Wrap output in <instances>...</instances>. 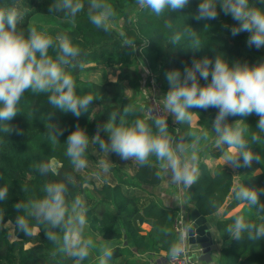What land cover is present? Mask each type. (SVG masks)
<instances>
[{
    "label": "trees",
    "instance_id": "trees-1",
    "mask_svg": "<svg viewBox=\"0 0 264 264\" xmlns=\"http://www.w3.org/2000/svg\"><path fill=\"white\" fill-rule=\"evenodd\" d=\"M115 10L114 21L122 13L134 8L136 0H108ZM53 0H0V7H19L26 10L24 20L18 25V30L27 35L29 26H35L39 31L55 36L60 32L67 33L74 45L82 49L81 60L84 71L111 70L110 74L118 72L114 81L106 77H82L78 65L69 69L76 81L77 94H92L95 99L88 112L76 118L70 112L64 113L54 109L48 103L47 94L25 92L18 104V114L9 123L23 130V134H10L8 137L0 133L3 142L0 143V187L9 190L6 201L0 202V220L8 222L17 215L13 205L42 196V187L48 182H65L72 195L82 196L86 188H91L96 200L88 208V227L85 235L93 240L90 255L81 264H99V258L104 248L112 250V256L107 264H163L170 259V248L177 245V235L174 230L179 220V209L165 208L152 201L148 196L150 190L160 186L164 180V170L160 168L155 157H150V163L139 166L135 161H128L130 173L119 167H112L114 177L111 181L98 185L94 178L86 172L77 171L70 165L64 155L67 135L75 130L78 124L89 136L86 152L88 165L91 166L97 155L102 154L99 145L92 142L97 128L100 138L107 140L103 125L111 113L118 114L117 119H124L131 124L136 119H146L143 103L137 101L139 76L136 70L137 57L145 65L164 98L169 85L165 73L174 69L183 71L185 64L191 65L193 58L200 60L205 57L214 60L217 55L230 64L239 61L249 65L262 59V52L254 47L246 46L247 33L233 37L230 33L235 21L230 16L218 12L217 19L197 21L199 0H189V4L177 12L165 11L157 17L149 10L139 6L133 11L131 24L120 29L111 27L108 32L97 29L87 17V0L85 9L76 18L74 24L69 23L63 13L49 14L48 6ZM251 4L264 8L256 0ZM172 27L168 28L167 25ZM207 25V27H206ZM188 27L199 34L203 47L193 51L186 37L173 44V33L182 32ZM125 37L133 38L136 47L123 45ZM50 55L54 53L50 50ZM204 85L205 81L200 80ZM163 109L162 100L159 101ZM129 111L125 114L124 109ZM197 113L198 123H205L207 136L200 135L196 144L190 147L198 155V172L196 180L183 191V201L197 209L200 215L209 218L215 214L230 194L233 186V173L228 167L220 164L210 166L207 161L221 159L227 149L226 145L217 144L214 132V120L217 110L207 111L192 109ZM165 114V111L163 109ZM51 120L58 123L66 131L59 137V143H51L43 134ZM165 116V115H164ZM166 117V116H165ZM167 118L168 131L175 143L187 146L192 128L186 123H178ZM240 121L246 127L244 133L249 149L260 157L255 162L257 173H245L248 168L241 167L237 171V180L244 187L257 191L259 203L253 207L252 214L240 211L235 215L227 214L241 204L247 203L236 199L232 191V200L225 207L220 219L215 220V227L220 239L226 242V247L219 250L216 264H264V236L256 237L257 230L264 227V133L256 127L258 117H228L231 125ZM151 123V120L148 121ZM260 136L259 142L251 140L252 134ZM116 156L115 154H111ZM56 161L58 167L53 171L49 163ZM47 163L49 174L42 175L36 165ZM242 163V160H241ZM71 176V182L65 180ZM27 187L28 191H22ZM96 212V217L94 216ZM254 214H257L256 216ZM237 217H242L248 227L237 239L227 229L233 225ZM33 223L32 234L25 236L14 230L13 240L9 239L6 229H0V264H74V260L66 254L58 253L56 245L48 241L42 227ZM149 226L144 231L141 225ZM12 225V224H11ZM36 229L37 232L33 230ZM96 237L99 240H94ZM126 242V245H124ZM164 253V256H161Z\"/></svg>",
    "mask_w": 264,
    "mask_h": 264
},
{
    "label": "clouds",
    "instance_id": "clouds-1",
    "mask_svg": "<svg viewBox=\"0 0 264 264\" xmlns=\"http://www.w3.org/2000/svg\"><path fill=\"white\" fill-rule=\"evenodd\" d=\"M264 5V0H256ZM141 9L149 10L159 17L165 11L177 12L184 9L189 0H136ZM230 16L236 23L231 26L233 37L247 33L245 41L249 48L256 50L264 48V8L251 4L250 0H199L197 21L217 19L219 12ZM85 9V0H53L48 6L49 14L63 13L64 18L74 24L78 14ZM26 10L19 7H0V133L8 137L10 134H23V130L10 124L18 114V104L24 93L31 91L37 94H47L48 103L56 110L71 113L79 118L88 112L95 97L92 94H77L76 81L69 69L77 65L84 67L82 49L72 43L71 37L60 32L54 37L47 32L39 31L35 26H29L27 35L18 30V25L24 20ZM115 10L108 0H87V17L97 29L108 32L115 18ZM168 28L172 25L168 24ZM207 27V25H206ZM186 37L193 51H199L203 43L198 33L185 27L182 32L173 33V44ZM123 45L135 48V40L125 37ZM50 50L54 55H50ZM169 88L162 105L165 112L174 116L178 123L189 126L197 118L198 109L217 110L214 120V132L217 144L227 146L223 159L235 169L251 167L253 161L259 162L260 157L248 147L244 133L246 127L241 122H227L228 117H258L256 124L259 132L264 133V60L249 65L248 62L226 61L222 55L214 60L205 57L192 59L191 65L185 64L183 71L174 69L165 73ZM205 84L201 85L200 80ZM128 108L124 109L126 114ZM43 133L53 143H59V137L65 128L51 120ZM116 112L103 125L107 140L101 139L97 133L91 140L99 145L106 158H100L92 173L95 178L106 183L112 168L109 154L117 155L123 161H135L141 167L149 165L150 157L154 156L160 168L170 174L173 183L190 186L196 180L198 172V155L193 151L187 154V146L175 143L169 134L167 118L163 115L153 116L148 110L146 119H136L131 124L124 119H117ZM149 119L151 123H149ZM207 136V133H204ZM200 139L199 136L196 137ZM260 136L252 134L251 140L259 142ZM89 136L77 124L75 130L67 135L64 155L73 169L82 171L88 168L86 152ZM3 140L0 138V143ZM242 160V163H241ZM42 175L49 174L47 163L36 165ZM71 176L65 180L72 181ZM27 192L28 188L23 187ZM264 193V189L260 190ZM233 192L236 199L246 201L251 206L259 203L257 191L250 190L237 183ZM9 190L0 187V202L6 201ZM42 196L18 201L13 205L17 215L8 221L15 231L25 236L32 234L33 221L42 227L48 241L56 245L57 252L66 254L81 264L90 255L93 240L85 235L88 227L86 202L79 195H72L68 183L48 182L42 187ZM264 211V205L260 206ZM248 227L242 217H237L233 225L227 229L237 239ZM187 232H185V237ZM264 236V227L257 230L256 237ZM173 259L180 257L181 247L173 245L170 250ZM112 256L110 248H104L99 258V264H107Z\"/></svg>",
    "mask_w": 264,
    "mask_h": 264
},
{
    "label": "rangeland",
    "instance_id": "rangeland-1",
    "mask_svg": "<svg viewBox=\"0 0 264 264\" xmlns=\"http://www.w3.org/2000/svg\"><path fill=\"white\" fill-rule=\"evenodd\" d=\"M138 8V5H134V8L130 11H128L127 13H122L120 14V16L117 18L116 21H113L112 23V26L113 28H116V29H120L122 27H126V26H129L131 24V21H132V17H133V11L135 9ZM261 52H262V59L261 60H264V48L261 49ZM143 66L144 65V62L139 58L137 57V63H136V70H137V74L139 76V80H138V92H139V95L137 97V101L139 103H143V111L144 112H147L148 114V110L150 109L151 112L153 111L150 107V103H149V98H150V89L146 90V85L149 86L150 88V84H149V76H147V74H145V71L143 70ZM78 71L80 72L81 76L82 77H86L87 78H95V77H106L108 80L110 81H114L115 78H116V75H117V71L114 72L113 74H110L111 73V70H93L92 72L89 71V72H85L84 71V68H78ZM156 95H157V101L158 103L160 104V100L163 101V96L160 92V90L158 89L156 91ZM166 117H169L171 118L172 120H175L174 116H172L171 114L165 112L164 114ZM163 115V116H164ZM190 127L192 128V133L190 135V139H189V142L187 144V154L190 155L192 153V151L190 150L193 145L196 144V141H198L196 139L197 136H200V135H204V133H208L205 132L206 130V127H205V123H198V118L194 119L192 124L190 125ZM106 158V154L102 153L100 155H97L93 164L91 166H88L87 169L85 170H82L83 172H86L88 175H90L91 177L94 178L95 182L100 185L102 182L97 180L95 178V176L92 175V173L95 171V168H96V164L98 162V160L100 158ZM108 159L113 163L112 164V167H119L122 171H125L126 173H130V167L128 166L127 162L128 161H123L121 160L119 157H116V156H112L111 154L108 155ZM224 167H229L230 169L232 170H235V168H233L231 165H228L224 162V159L221 158L218 160ZM215 162H210L208 161V165L210 166H213ZM49 166L50 168L55 171L58 167V164L56 163V161L52 160L50 161L49 163ZM114 177V172L113 171H110V174H109V177H108V181H111V179ZM81 198L86 202V206H87V209L88 208H91L95 202V200L97 199L95 194L93 193V191L91 190V188H86L84 190V193L82 194ZM93 217H96V212H94V216ZM0 229H6L7 230V233L9 235V239L10 240H13L14 237H13V232H12V225L8 222H2L0 220ZM34 232H37L36 229L33 230ZM94 240H99L98 237H96Z\"/></svg>",
    "mask_w": 264,
    "mask_h": 264
},
{
    "label": "crops",
    "instance_id": "crops-1",
    "mask_svg": "<svg viewBox=\"0 0 264 264\" xmlns=\"http://www.w3.org/2000/svg\"><path fill=\"white\" fill-rule=\"evenodd\" d=\"M210 162H213V161H210ZM207 164H208V161H207ZM216 164H221V163L217 160V161H215L213 166H215ZM247 168H248V170L245 173H257V171H258L255 168V162L254 161H253L251 167H247ZM234 172L237 173L236 170H234ZM185 187L186 186H181L179 184L171 182L170 174L164 171V180H163L162 184L160 186L150 190V195L148 197L152 201H154L155 203L159 204L162 207L179 209V217L185 220L186 216L189 215L190 211L192 209H194L192 206L187 205L183 201V191H184ZM240 211L244 212L245 214H252L253 207L251 205H249L248 203L241 204V205L237 206L236 208H234L232 211H230L226 217H230L232 215H235L236 213H238ZM254 215L256 216L257 214H254ZM207 220L212 227V236L214 237L215 235H218V232H217L216 227H215V220H211L210 218H207ZM141 228L144 231L149 230V226L146 224L141 225ZM224 247H226V242H223L221 239H220V242L218 244L212 246V248L214 249L213 251H211V257H212L213 264H216V260H217L219 250L223 249ZM161 256H164V253H161ZM162 263L168 264V263H164V262H162ZM197 264H199V263H197Z\"/></svg>",
    "mask_w": 264,
    "mask_h": 264
},
{
    "label": "water",
    "instance_id": "water-1",
    "mask_svg": "<svg viewBox=\"0 0 264 264\" xmlns=\"http://www.w3.org/2000/svg\"><path fill=\"white\" fill-rule=\"evenodd\" d=\"M237 183L240 182L237 180V173L234 172L233 186L230 194L220 209L209 217L211 220H218L221 218L223 210L232 200V191ZM185 232H187V250L191 262L193 264H213L211 251L214 249L212 246L220 242V237L219 235L212 236V227L207 217L200 215L197 209H192L188 216ZM124 245H126V242H124Z\"/></svg>",
    "mask_w": 264,
    "mask_h": 264
},
{
    "label": "built area",
    "instance_id": "built-area-1",
    "mask_svg": "<svg viewBox=\"0 0 264 264\" xmlns=\"http://www.w3.org/2000/svg\"><path fill=\"white\" fill-rule=\"evenodd\" d=\"M143 70L145 71V74L149 76L150 88L146 85V90L148 92L150 89L149 103L151 106L150 108L153 110L152 114L153 116L164 115L163 109L157 101L156 91L159 89V85L156 83L153 76L146 71L145 66H143ZM144 114L148 117L147 112H144ZM188 216L189 215L186 216L185 220L179 217V220L174 225V230L177 235V245L181 247V255L176 259L170 257L168 264H192L190 258L188 257L187 238L185 237V226L188 222Z\"/></svg>",
    "mask_w": 264,
    "mask_h": 264
}]
</instances>
